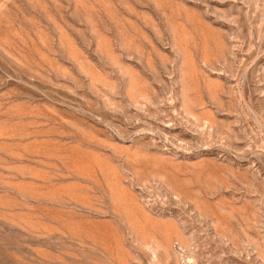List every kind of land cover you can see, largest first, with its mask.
I'll list each match as a JSON object with an SVG mask.
<instances>
[{
	"label": "rangeland",
	"instance_id": "1",
	"mask_svg": "<svg viewBox=\"0 0 264 264\" xmlns=\"http://www.w3.org/2000/svg\"><path fill=\"white\" fill-rule=\"evenodd\" d=\"M0 264H264V0H0Z\"/></svg>",
	"mask_w": 264,
	"mask_h": 264
}]
</instances>
